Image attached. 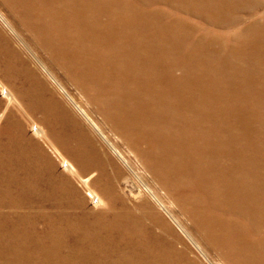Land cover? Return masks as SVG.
Listing matches in <instances>:
<instances>
[{
	"label": "bare ground",
	"instance_id": "1",
	"mask_svg": "<svg viewBox=\"0 0 264 264\" xmlns=\"http://www.w3.org/2000/svg\"><path fill=\"white\" fill-rule=\"evenodd\" d=\"M5 1L49 67L90 93L125 137L146 142L165 190L184 202L191 197L194 226L236 264H264V112L257 110L264 106V2ZM0 60L21 83L20 100L43 114L32 133L61 142L78 165L63 159L62 167L86 187L91 177L80 171L95 170L94 183L102 181L100 158L68 128L72 116L1 32ZM76 187L57 177L53 160L10 112L0 128V264H166L163 243L146 232L137 237L117 211L93 220L71 214L84 209Z\"/></svg>",
	"mask_w": 264,
	"mask_h": 264
},
{
	"label": "rangeland",
	"instance_id": "2",
	"mask_svg": "<svg viewBox=\"0 0 264 264\" xmlns=\"http://www.w3.org/2000/svg\"><path fill=\"white\" fill-rule=\"evenodd\" d=\"M261 1L264 2V0ZM162 6L159 5L158 7ZM164 7L171 10L166 5L162 8ZM259 10L262 12H258V14H262L264 11L263 8ZM178 15L190 22H200L198 18L190 17L182 12H179ZM242 15L246 17V21L249 20L250 14L243 13ZM195 20L197 21L195 22ZM27 31L18 23V19L9 4L5 0H0L1 34L10 42L18 58L25 60L31 69L36 70L50 93L72 116L73 122L68 124V128L71 133L76 134L77 139L75 138V141L83 142L89 148L94 161H98V159L95 160V156L100 158L101 163H98L104 167L103 180L95 184L94 180L99 177L95 170L85 173L80 171L83 178L91 177L89 187H86L62 167L63 159L78 166L74 157L67 152L62 143L49 135L39 137L32 133L30 126L33 123L43 126V114L42 112H30L20 100L18 86L21 83L8 75L2 60H0V128L4 125L10 112L17 114L18 118L24 122L30 139L39 143L53 160L57 177L66 175L71 179L73 185L77 186V189L79 188V192L84 196V209L74 208V210H70V213L75 211L82 214L85 220H93L109 209L117 211L121 218L124 219L125 217L128 218L127 221H131V226L135 227L138 233H136L137 237L143 238V234L146 232L149 235L146 237L147 239L151 237L153 240H160L163 243L164 248H167L166 251L169 253V255L166 254L168 256L165 261L166 264H232L233 262L236 264L226 246L221 245L208 234L200 232L194 226L190 215L191 206L187 203H191L187 201L191 197L184 202L176 195L166 191L162 186L160 180L149 167L148 161H151V158L145 155L148 154L146 142L125 137L124 132L101 113L97 102L91 100L90 93H87L61 69L49 67V64L42 58L41 55L43 54L40 49L35 46L36 40L33 35ZM233 32V29L227 30L228 34ZM31 81L33 82L32 79H26V83ZM25 86L29 87L28 84ZM5 89L9 90L13 96L11 102L2 93ZM257 110L263 113L264 106H260ZM161 156V154L155 155L157 159ZM89 189L103 200L101 205L95 206L91 200ZM114 195L116 196L115 200L109 199ZM139 230L142 232L141 234H139Z\"/></svg>",
	"mask_w": 264,
	"mask_h": 264
}]
</instances>
